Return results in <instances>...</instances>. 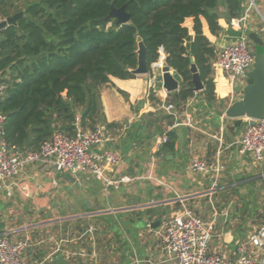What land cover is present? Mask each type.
Returning a JSON list of instances; mask_svg holds the SVG:
<instances>
[{
    "label": "crops",
    "instance_id": "1",
    "mask_svg": "<svg viewBox=\"0 0 264 264\" xmlns=\"http://www.w3.org/2000/svg\"><path fill=\"white\" fill-rule=\"evenodd\" d=\"M220 11H224L222 6ZM218 23L221 30L213 35L203 22V33L215 49L212 64L218 51L236 42L242 32L247 38L249 32H255L264 41V0H244L238 18L227 21L221 16ZM185 26L189 49L194 35L191 18L185 20ZM248 45L254 53L249 38ZM162 59L165 53L160 49L151 72L128 79L111 77L100 89L106 121L119 124L106 129L107 139L100 147L121 155V162L103 178L86 173L73 176L55 172L46 164L30 163L6 182L0 193V234L7 233L11 240L29 237L31 244L25 252L29 261L54 264L52 257L59 246L63 251L57 254L70 264H174L158 231L169 216L183 208L212 222L209 250L225 255L262 222L252 226L248 211L258 208L249 200L256 181L261 175L264 178V171L254 173L256 166L264 168V160L257 165L249 154L239 153L236 141L243 133L244 118L236 125L224 114L241 97L245 81L230 84L226 73L213 65L216 100L208 102L195 91L181 110L168 113L159 106L168 100L162 87ZM159 109L172 118L158 122L160 132L144 128V115ZM166 131L175 133L173 149H162L159 144V136ZM194 158L223 166L215 186L211 174L190 169ZM122 176L130 180L107 183ZM236 198L245 204L243 217L231 209ZM77 218L86 224L82 231L77 228ZM66 220L70 222L64 225ZM90 225L95 227L92 235L86 233Z\"/></svg>",
    "mask_w": 264,
    "mask_h": 264
},
{
    "label": "trees",
    "instance_id": "2",
    "mask_svg": "<svg viewBox=\"0 0 264 264\" xmlns=\"http://www.w3.org/2000/svg\"><path fill=\"white\" fill-rule=\"evenodd\" d=\"M243 1L0 0V19L22 12L0 30V112L5 115V140L19 151L37 150L55 130L72 136L77 128L101 126L106 132L118 127L105 119L100 89L111 77L135 76L130 70L137 65L138 36L145 45L149 72L162 49L167 65L180 77L179 88L168 92L167 102L181 110L194 95L191 58L203 85L199 92L214 102L215 49L203 33V22L217 35L221 30L218 19L238 18ZM120 7L129 14L127 23L116 24V18L109 16ZM187 18L192 20L194 33L189 49ZM149 98L154 99L152 92ZM144 117V128L156 132L161 131L158 122L172 118L160 109ZM166 134L161 148L173 149L175 133ZM255 210L249 209L248 215L253 216ZM83 220L76 219L79 231L86 225Z\"/></svg>",
    "mask_w": 264,
    "mask_h": 264
},
{
    "label": "built area",
    "instance_id": "3",
    "mask_svg": "<svg viewBox=\"0 0 264 264\" xmlns=\"http://www.w3.org/2000/svg\"><path fill=\"white\" fill-rule=\"evenodd\" d=\"M244 20V17L242 18ZM254 53L248 45V38L242 32L240 38L222 47L216 56L214 67L221 69L229 78V83L245 81V74L253 66ZM3 85L0 84V96ZM160 108L171 113L173 103H161ZM5 115L0 112V193L6 182L19 174L30 163H41L50 166L55 172H66L70 175L86 173L103 178L105 173L114 169L121 162V155L116 151L101 148L107 139L103 127L93 130L77 128L74 135L55 130L37 150L19 151L10 146L3 136ZM189 122V119L186 120ZM245 126L236 146L241 154H249L253 161L260 165L264 160V116L261 119L244 117ZM166 132L159 136V144L167 141ZM190 169L195 173L211 174L213 185L223 170L221 164L211 166L200 158H194ZM130 178L122 176L107 180L110 185L127 182ZM262 222L249 235L239 241L230 254H220L209 250L213 234L212 222L201 220L189 209L169 216L158 231L159 236L174 264H264V198L262 200ZM95 227L90 225L86 233L92 235ZM31 244L29 237L11 240L7 233L0 234V264H43L40 261H29L25 252ZM63 249L57 246L55 253Z\"/></svg>",
    "mask_w": 264,
    "mask_h": 264
},
{
    "label": "water",
    "instance_id": "4",
    "mask_svg": "<svg viewBox=\"0 0 264 264\" xmlns=\"http://www.w3.org/2000/svg\"><path fill=\"white\" fill-rule=\"evenodd\" d=\"M21 15L22 12H18L12 16L0 19V30L14 23ZM109 16L116 18V24H124L129 21V14L125 12L124 7L112 9ZM248 38L255 47L254 63L245 74L246 78L242 87L241 97L228 105L224 112L226 117L235 120L236 125H239L244 117L261 119L264 116V41L255 32H249ZM136 52L137 65L130 70L131 73L134 75L148 74L149 68L146 64L145 45L139 36L137 37ZM190 60L193 89L194 91H200L203 85L193 58ZM161 78L162 87L167 92L176 91L180 86L181 80L174 76L165 59L161 60ZM52 261L54 264H70L61 253L54 255Z\"/></svg>",
    "mask_w": 264,
    "mask_h": 264
},
{
    "label": "rangeland",
    "instance_id": "5",
    "mask_svg": "<svg viewBox=\"0 0 264 264\" xmlns=\"http://www.w3.org/2000/svg\"><path fill=\"white\" fill-rule=\"evenodd\" d=\"M251 49V47H250ZM256 171H254V173L258 174H262V172L264 171V168H261L259 166H256L255 168ZM258 179V178H257ZM263 176L261 175V177H259L258 181H256L257 185L255 187V192L252 194L251 199L249 201H251V206L254 207L255 205L258 206V208L254 211V215L252 216L253 218L250 221V223H252V226H256L259 222H260V215H261V207L260 205L262 204V200L264 198V180H263ZM244 203L243 201H239L237 198L233 201V204H231V209L236 210L237 214L243 217V215L247 214V211L244 208ZM241 209V210H238ZM54 213V212H53ZM56 215V213H54ZM49 213L46 214V216H48ZM248 224L246 225V227H248ZM251 226V227H252Z\"/></svg>",
    "mask_w": 264,
    "mask_h": 264
}]
</instances>
